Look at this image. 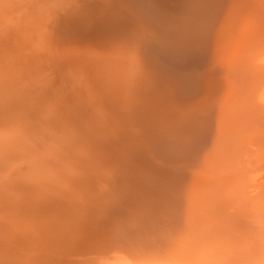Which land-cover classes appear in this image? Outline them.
Masks as SVG:
<instances>
[{"label": "bare ground", "instance_id": "bare-ground-1", "mask_svg": "<svg viewBox=\"0 0 264 264\" xmlns=\"http://www.w3.org/2000/svg\"><path fill=\"white\" fill-rule=\"evenodd\" d=\"M0 264H264V0H0Z\"/></svg>", "mask_w": 264, "mask_h": 264}]
</instances>
